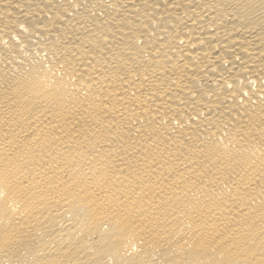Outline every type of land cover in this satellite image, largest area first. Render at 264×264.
Wrapping results in <instances>:
<instances>
[{"label": "bare ground", "instance_id": "obj_1", "mask_svg": "<svg viewBox=\"0 0 264 264\" xmlns=\"http://www.w3.org/2000/svg\"><path fill=\"white\" fill-rule=\"evenodd\" d=\"M0 264H264V0H0Z\"/></svg>", "mask_w": 264, "mask_h": 264}]
</instances>
